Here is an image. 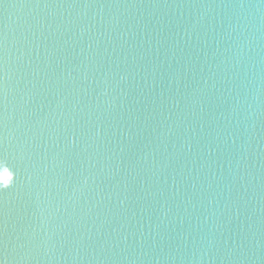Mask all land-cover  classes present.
Masks as SVG:
<instances>
[{"label": "water", "instance_id": "water-1", "mask_svg": "<svg viewBox=\"0 0 264 264\" xmlns=\"http://www.w3.org/2000/svg\"><path fill=\"white\" fill-rule=\"evenodd\" d=\"M0 264H264V0H0Z\"/></svg>", "mask_w": 264, "mask_h": 264}]
</instances>
